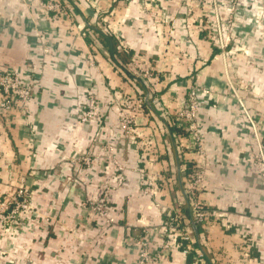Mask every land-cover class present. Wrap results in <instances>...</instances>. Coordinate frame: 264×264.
Segmentation results:
<instances>
[{
    "label": "crops",
    "instance_id": "crops-1",
    "mask_svg": "<svg viewBox=\"0 0 264 264\" xmlns=\"http://www.w3.org/2000/svg\"><path fill=\"white\" fill-rule=\"evenodd\" d=\"M31 1V7L42 20L40 28L54 31L58 35L59 47L46 58H40L39 46L33 47L30 57L29 50L15 41L11 50L0 53V65L17 68L22 73L33 68L34 73H28L38 83L28 119L23 124L12 125L10 130L0 131V198L16 187L18 179L23 176L34 206L41 217L49 219L51 225L47 236H43L45 231L41 228L33 238L24 236L23 241L17 243L16 251L0 259V264H114L122 257L132 259L134 249L124 244L121 247L119 242L140 231L142 225L148 228L158 226L164 217L162 208L182 204L177 181L160 189L153 200L142 196L138 189L141 174L174 180L178 176L173 142L175 130L162 121L161 103L174 110L186 94L187 84L197 79L206 85L216 83L214 72L206 71L197 77L201 60L212 48L201 36H193L190 45L184 46L185 32L177 29L183 20V0H172L167 6L173 14L164 34L170 41V50L158 52L154 39L140 37L136 31H124L130 52L145 54L154 66H161L163 70L154 72L155 76L149 83L162 102L138 119L137 135L123 138L113 108L104 109L99 121L91 124H78L74 116L85 107L88 89L102 102H108L114 92L130 90L140 95L147 93L146 85L129 75L124 78L119 71L106 66L104 54L115 53L119 68L124 66L129 55L117 52L114 41L101 35L97 39L99 48L96 49L101 71L85 65L83 56L87 48L92 49L89 40L86 39L85 44L78 40L72 27L74 24L67 18L57 23L52 18L53 13L43 14V10L37 7L38 3L48 0ZM74 1L67 0L70 4ZM31 7L25 6L22 0H0V19L23 30L25 35H29L26 39H31L34 32L25 29L24 25ZM81 9L83 7L72 8L75 24L84 22ZM96 21L94 19L93 23ZM21 23L23 26L20 28ZM9 41L8 37L7 43ZM251 47H262L258 36L251 40ZM248 78L264 86V67L249 71ZM175 82L181 83L177 90H174ZM263 91L254 87L244 89L243 96L255 100L249 103L251 110L264 113V107L258 102ZM226 106L217 119L225 132L220 139H212L216 133L211 127L207 129L214 120L215 112H218L217 108L205 110L203 143L208 156L207 171L213 176L214 184L230 188L222 199L215 200L210 193H206L205 197L211 201L212 208L227 213L225 216L232 232L243 219L244 224L264 234V223L259 221V217L264 216V203L261 201L264 186L252 173H245L239 167L236 148L238 144H245L238 138V132L231 123V110L235 107L230 103ZM105 145L113 147L114 151L105 150ZM220 147L230 152L228 157ZM81 154L91 156L89 168L83 164L80 167L70 164L72 158ZM110 154L125 166L126 180L121 188L109 195L113 226L97 228L100 222L90 213L84 201L87 197L96 199L100 196L104 179H114L116 174L108 159ZM86 225L91 227L90 231H84ZM77 231L82 232L81 237L87 233L89 240H77L74 237ZM213 241L214 247L226 249L224 264H234L236 255L222 236L216 234ZM8 245L7 240L0 241L1 247L7 248ZM106 246L108 252L104 250ZM171 264L180 263L175 261Z\"/></svg>",
    "mask_w": 264,
    "mask_h": 264
},
{
    "label": "built area",
    "instance_id": "built-area-1",
    "mask_svg": "<svg viewBox=\"0 0 264 264\" xmlns=\"http://www.w3.org/2000/svg\"><path fill=\"white\" fill-rule=\"evenodd\" d=\"M171 1L75 0L70 4L67 0H48L38 3L37 7L43 10V14L53 13L54 22L59 23L65 17L74 24L72 27L78 40L84 44L86 39L89 40L92 49L87 48L83 56L85 65L101 71L96 49L99 48L98 37L104 35L114 41L117 52L129 55L124 66L119 68L115 53L104 54L106 66L119 71L124 78L129 75L147 86L145 95L130 90L114 92L108 102L100 101L88 89L85 107L74 116L76 123L84 125L97 122L103 110L110 107L117 113L118 127L123 138L137 135L138 119L162 102V98L155 95V89L149 83L155 76L154 72L162 71L163 68L154 66L148 56L139 51L131 53L124 31H136L140 37L154 39L158 52L170 50V41L164 34L173 16L167 7ZM22 2L31 7V0ZM73 7H83L82 24L74 23ZM183 8V20L177 29L185 32L184 46L190 45L193 36H201L212 48L201 60L197 77L206 71L214 72L216 83L206 85L197 79L187 84V92L174 110L164 102L161 103L162 121L175 130L173 142L178 160V176L174 180L141 174L138 189L142 196L153 200L160 189L177 181L181 188L182 204L162 208L164 217L158 226L148 228L141 224L140 231L135 232L137 236L134 233L120 241L121 247L124 244L134 249V256L132 259L119 258L114 264H171L175 261L180 264H224L226 249L214 247L213 238L216 234L222 236L235 253L234 264H264V234L244 224L243 219L232 232L225 216L227 213L212 208L211 201L205 197L206 193H210L213 199H222L230 187H217L214 184L213 176L207 171L208 156L203 143L205 110L217 108L218 112H215L214 120L207 129L211 127L216 133L212 139H220L225 132L217 120L219 112L227 108V104L233 105L235 109L231 110V123L238 132V138L245 144H238L236 148L239 167L245 173H252L260 185L264 186V113L251 110L248 106L250 102H255L254 98L243 96L245 88L264 90L262 84L248 78L249 71L264 67V0H183ZM94 19H97L95 24ZM41 21L37 11L31 7L24 25L25 29L34 33L31 39H26L29 35H25L23 30L0 19V53L11 50L12 42L18 41L29 50L30 57V49L39 46L40 58H46L59 47V41L54 31L40 28ZM22 26L23 23L20 28ZM256 36L262 43L259 49L251 47V40ZM8 37L11 43H7ZM28 72L34 73V69ZM28 72L22 73L17 68L0 65V131L5 132L4 129L10 130L12 125L23 124L31 113L32 97L38 83ZM179 84H173L174 90L178 89ZM258 102L264 107V93ZM104 149L110 153L114 151L109 145H105ZM220 149L229 156L228 150ZM108 159L116 174L114 179H104L100 196L96 199L87 197L84 201L90 213L100 222L97 228L113 226L114 218L108 205L109 195L121 188L126 180L125 166L115 155L110 154ZM91 161V156L81 154L72 158L70 164L74 167L83 164L89 168ZM261 201L264 203V197ZM40 217L22 176L17 186L6 191L0 198V241L7 240L9 243L7 248L0 246V259L16 251L17 243L23 241L24 236L30 235L33 238L39 228L45 231L43 236H47L51 224L48 218ZM259 221L264 223V216L259 217ZM90 230V226L84 227V231ZM81 233L77 231L74 237L77 240H89L87 233L84 237H81Z\"/></svg>",
    "mask_w": 264,
    "mask_h": 264
},
{
    "label": "water",
    "instance_id": "water-1",
    "mask_svg": "<svg viewBox=\"0 0 264 264\" xmlns=\"http://www.w3.org/2000/svg\"><path fill=\"white\" fill-rule=\"evenodd\" d=\"M136 234V236L138 235V233H135Z\"/></svg>",
    "mask_w": 264,
    "mask_h": 264
}]
</instances>
